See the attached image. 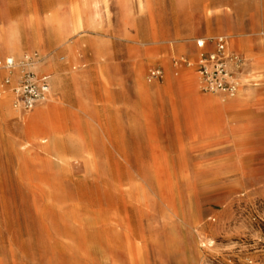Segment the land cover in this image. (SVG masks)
<instances>
[{"label": "rangeland", "instance_id": "rangeland-1", "mask_svg": "<svg viewBox=\"0 0 264 264\" xmlns=\"http://www.w3.org/2000/svg\"><path fill=\"white\" fill-rule=\"evenodd\" d=\"M78 17L93 26L70 32ZM11 34L16 78L5 65ZM221 36L243 60L233 77L248 100L192 136L184 112L206 95L231 97L201 90L196 72ZM51 58L63 89L35 65ZM26 68L51 76L53 101L49 92L7 110ZM44 104L58 136L53 169L14 147ZM80 139L93 152L85 159ZM42 175L81 205L77 218L50 205ZM0 264H264V0H0Z\"/></svg>", "mask_w": 264, "mask_h": 264}, {"label": "bare ground", "instance_id": "bare-ground-1", "mask_svg": "<svg viewBox=\"0 0 264 264\" xmlns=\"http://www.w3.org/2000/svg\"><path fill=\"white\" fill-rule=\"evenodd\" d=\"M93 20L88 22H84L81 17L76 18V21L72 25V29L70 32H74L78 29L85 28L88 26H93ZM49 22L52 24V28L54 30V34L57 40H61L63 34L62 31V21L55 17V15L51 16ZM232 27V26H231ZM63 32V33H62ZM6 51L9 54L8 58L18 57L19 56V46L17 43V39L14 34H11L6 43ZM18 62L14 67L13 77L16 78L21 72V64ZM37 70L39 73H45L47 70L54 69L53 80L56 85L60 86V89L65 86L66 80L63 79L61 68L62 65L60 61L51 58L50 60L39 63L36 62ZM49 76V74H47ZM51 79V76H49ZM136 77L138 80L141 79V69H137ZM236 88V91L233 94H230L231 97H220V96H212L206 95L202 97L200 100L196 102L195 107L190 108L188 111L184 112V118L187 126V133L189 135L195 136L204 130L205 126L209 124H215L218 121L217 115L222 111H227L229 108H232L236 105H242L248 100V91L242 89L241 85ZM191 83H195V79H190ZM52 89L50 91V96L47 98V101H53L52 98ZM15 95L12 93L7 96L4 100L6 109L10 108V100H14ZM46 101V102H47ZM212 106L213 110H207L206 107ZM52 111L44 105L38 106L35 111L29 116L28 121L22 126L21 131L25 134V138L21 141H15L14 147H16V152L19 157L25 158L29 155H38L40 156V163L44 168L53 169L54 166L61 160L60 155L53 149V143L58 137L55 133V130L50 122V115ZM79 148L81 152V156L85 159L88 155H91L93 152L87 149V145L84 142L79 140ZM93 146V145H92ZM86 147V149H85ZM93 151V150H92ZM41 180L44 181L48 186L47 189H44L45 197L50 201V205H53V201H58L61 203L59 205L60 215H65L70 218H77L78 214H81V205H77L74 203L68 202V197L62 193V188L56 180H48V178H44L43 175ZM130 181V194L128 195V204H130L134 208H138L140 206V200L136 195V190L138 189V184L133 180V178L129 179ZM49 206L45 205L42 209V214L49 213ZM54 212V211H53ZM52 214V212H50ZM107 217V215L105 216ZM67 235L74 236L73 233L67 232ZM76 236V235H75Z\"/></svg>", "mask_w": 264, "mask_h": 264}, {"label": "built area", "instance_id": "built-area-1", "mask_svg": "<svg viewBox=\"0 0 264 264\" xmlns=\"http://www.w3.org/2000/svg\"><path fill=\"white\" fill-rule=\"evenodd\" d=\"M196 44L199 48L206 46L203 39L197 40ZM186 64L189 65L188 62ZM5 65L14 68L16 63L13 58H7ZM29 66L31 67V64ZM242 66V58L229 49L227 40L222 36L216 38L214 49L206 55L202 54L197 62L196 72L201 90L233 94L238 86V78L233 77L234 70L239 71ZM160 76L161 71L158 68L149 71L151 79H158ZM6 82H10L9 76ZM12 91L15 95L14 107L30 110L48 97L49 78L47 75H37L33 70L26 68L19 76L18 83L12 87Z\"/></svg>", "mask_w": 264, "mask_h": 264}]
</instances>
